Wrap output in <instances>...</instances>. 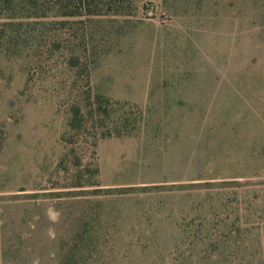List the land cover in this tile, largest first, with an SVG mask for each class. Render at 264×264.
Here are the masks:
<instances>
[{
  "label": "rangeland",
  "instance_id": "obj_1",
  "mask_svg": "<svg viewBox=\"0 0 264 264\" xmlns=\"http://www.w3.org/2000/svg\"><path fill=\"white\" fill-rule=\"evenodd\" d=\"M0 0V264H264V0Z\"/></svg>",
  "mask_w": 264,
  "mask_h": 264
},
{
  "label": "trees",
  "instance_id": "obj_2",
  "mask_svg": "<svg viewBox=\"0 0 264 264\" xmlns=\"http://www.w3.org/2000/svg\"><path fill=\"white\" fill-rule=\"evenodd\" d=\"M89 1H90V0H79V1H78V5H79L80 7H83L85 4L89 5ZM112 1L117 2V1H119V0H112Z\"/></svg>",
  "mask_w": 264,
  "mask_h": 264
}]
</instances>
